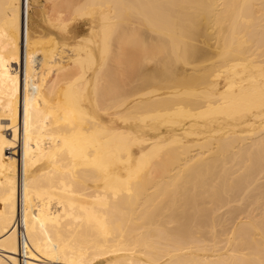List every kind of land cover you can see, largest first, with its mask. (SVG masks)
Listing matches in <instances>:
<instances>
[{"label":"bare ground","instance_id":"1","mask_svg":"<svg viewBox=\"0 0 264 264\" xmlns=\"http://www.w3.org/2000/svg\"><path fill=\"white\" fill-rule=\"evenodd\" d=\"M0 264H264V0H0Z\"/></svg>","mask_w":264,"mask_h":264},{"label":"built area","instance_id":"2","mask_svg":"<svg viewBox=\"0 0 264 264\" xmlns=\"http://www.w3.org/2000/svg\"><path fill=\"white\" fill-rule=\"evenodd\" d=\"M16 229H17V232H18V238H19V243H20V251H22L23 248L25 247L26 243H27V239H26L25 231L23 229V225H22L21 221H18ZM22 261H23V259H22Z\"/></svg>","mask_w":264,"mask_h":264},{"label":"rangeland","instance_id":"3","mask_svg":"<svg viewBox=\"0 0 264 264\" xmlns=\"http://www.w3.org/2000/svg\"><path fill=\"white\" fill-rule=\"evenodd\" d=\"M43 4H44V3H43ZM48 5H49L48 2H45L44 7L47 8ZM77 26H78V27H77V30H81V27L79 28L80 25H77ZM201 44L203 45V43H201ZM203 46H204V45H203ZM205 47L208 48V45H205ZM206 48H205V49H206ZM209 48H210V47H209ZM209 48H208V49H209ZM208 49H207V50H208ZM211 50H212V49H211ZM211 50H208V52L211 51ZM212 51H213V50H212ZM212 51H211V52H212Z\"/></svg>","mask_w":264,"mask_h":264}]
</instances>
